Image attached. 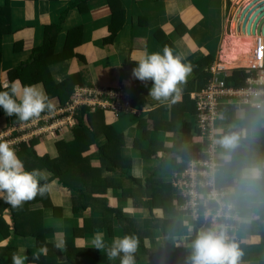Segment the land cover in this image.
Returning <instances> with one entry per match:
<instances>
[{
  "label": "crops",
  "instance_id": "crops-1",
  "mask_svg": "<svg viewBox=\"0 0 264 264\" xmlns=\"http://www.w3.org/2000/svg\"><path fill=\"white\" fill-rule=\"evenodd\" d=\"M74 1L0 0V8L6 9L0 17V89L12 81L25 86L45 77L52 96L46 84H34L54 98L58 111L71 101L76 87L130 85L135 111L120 117L104 112V120L118 132L122 155L132 160V167L112 172L102 167L98 147L108 141L102 134L74 165L64 166L69 187L48 169L39 168L45 178L41 184L50 185L43 198L37 196L13 211L0 197V249L27 255L26 264H119V260L109 261L106 252L93 249L91 241L97 232L103 233L107 244L127 234L138 239L135 264H192V242L212 228L211 216H205L209 208L213 214L216 211V206H204L199 218L179 212V193L172 185L174 176L205 147L197 134L193 95L211 80L212 68L225 67L228 79L236 70H245L247 77L255 75L250 63L232 64L230 55L233 46L247 36L264 40V10L256 22V34L248 35L244 24L258 5L264 8V0H115L117 21L109 0H90L81 4L82 11L71 10L60 24L61 14ZM113 31L117 33L114 42H105ZM165 45L182 54L193 68L175 103L171 98L152 100L148 93L153 82L146 87L132 76L136 62L146 54H162ZM253 45L250 60L257 44ZM44 46L45 52L35 54ZM20 67H28V73L22 70V79L11 78L10 73ZM55 85L63 89L61 98ZM237 107L239 122L230 124L222 115L217 121L218 135L235 131L247 141L264 139V106ZM47 116L51 115L44 113L41 118ZM14 120L0 108V134L13 130L11 139H21L28 150L34 143L37 155L51 158L58 156L59 141L75 139L78 127L76 121L71 125L61 120L63 124H50L52 135L36 136L38 127L24 130L22 126L32 121L14 126ZM219 157L222 167L217 178L231 193L234 206L229 223L235 229L227 232L241 253L238 264H264V212L258 213L264 210V161L260 164L248 156L234 162V150L223 148ZM254 168L260 170L258 179L250 177ZM154 187L167 200L154 205ZM59 241L65 242L63 249L55 247ZM45 243L47 255L33 261V251ZM11 254H4L6 264L12 261Z\"/></svg>",
  "mask_w": 264,
  "mask_h": 264
},
{
  "label": "clouds",
  "instance_id": "clouds-1",
  "mask_svg": "<svg viewBox=\"0 0 264 264\" xmlns=\"http://www.w3.org/2000/svg\"><path fill=\"white\" fill-rule=\"evenodd\" d=\"M184 59L182 54L165 45L162 54H146L136 62L138 66L132 70V76L146 87L147 82H153L148 93L152 100L164 102L171 98L175 103L181 98V85L187 82L193 71L191 64L185 63ZM40 87L39 84L20 86L18 80L10 82L4 86L5 90L0 91V108L8 117H15L13 123L17 125L38 120L44 113L52 115L55 111L54 98L48 97ZM239 140L240 133L230 131L222 134L215 143L230 152L237 147ZM259 176V168L251 170L252 179H258ZM42 179L45 178L40 169L25 170L24 163L18 157L16 149L11 146V142H0V197L5 203L12 208L21 209L26 202L33 201L37 196L43 198L50 185L41 184ZM64 243L59 241L55 247L63 249ZM91 244L93 249L106 252L109 261L119 260V264H135L134 254L137 251L138 239L134 235L116 236L107 244L103 233L97 232ZM191 246L192 264H238L241 256L237 244L231 241L227 229L223 227L202 231ZM47 253L48 247L45 243L33 251L31 259L39 261L40 257L46 256ZM11 259L12 264H26L29 258L27 255L13 252Z\"/></svg>",
  "mask_w": 264,
  "mask_h": 264
},
{
  "label": "built area",
  "instance_id": "built-area-1",
  "mask_svg": "<svg viewBox=\"0 0 264 264\" xmlns=\"http://www.w3.org/2000/svg\"><path fill=\"white\" fill-rule=\"evenodd\" d=\"M257 19L254 21L251 33L249 25H245L248 35H254ZM245 24V23H244ZM256 32V30H255ZM253 59L249 68L255 75L247 77L245 85H237L229 81L225 67L212 68L213 77L193 98L196 102V129L197 134L203 140L205 147L203 152L194 154L189 166L173 179L176 188L184 194V203L181 209L194 218L202 216L201 209L204 206H216L215 214L212 209L205 216H211L212 228L223 227L233 232L235 227L230 225L234 219V206L231 205V193L227 187L220 185L217 174L222 167L220 161L221 147L215 143L220 139L217 132V121L223 115L225 105L250 107L262 109L264 106V40L258 36ZM130 85H121L116 88L76 87L71 101L66 103L51 116L40 118L31 123L22 125L24 130L29 127H38L41 130H49L52 122L66 121L71 125L76 121V115L80 108H86L90 112L98 110L111 112L115 117L130 113L135 107L130 97ZM22 128V129H23ZM20 131V130H19ZM9 133L0 134V142L9 141L12 147H17L20 141ZM222 223H220V222ZM227 232L230 239L233 238Z\"/></svg>",
  "mask_w": 264,
  "mask_h": 264
},
{
  "label": "trees",
  "instance_id": "trees-1",
  "mask_svg": "<svg viewBox=\"0 0 264 264\" xmlns=\"http://www.w3.org/2000/svg\"><path fill=\"white\" fill-rule=\"evenodd\" d=\"M86 1L88 2L90 0H75L74 2L70 3L68 7L66 8V10L61 14L60 24L63 22L64 18L71 10L78 9L82 11L81 4L85 3ZM109 2L113 9L114 21H117L116 19L119 15V12H117L118 8L116 5V2L115 0H109ZM5 12H6V9L0 8V17H2L5 14ZM0 22H1V19H0ZM56 28L58 31L59 27H56ZM111 29L115 31L117 30L113 27ZM115 31H113L112 36L105 42H108V43L114 42L115 35L117 34L116 33L117 31L116 32ZM1 37L2 35H0V45H1V39H2ZM46 48L47 46H44L42 49H39L35 54L41 55V52L43 51L45 52ZM28 69H29L28 67L24 69L23 67L17 68L13 72L10 73V77L22 79V74L24 73L25 75V73H28ZM22 70L24 71L23 73L21 72ZM39 76L40 74H38V77ZM210 77L211 75L208 74L207 80ZM246 77L247 75H246L245 70H236L232 74V76L229 78V81L232 83L236 82L237 85L241 86V85H245ZM38 82H43L44 84H46L48 93H50L49 86L51 84L47 82V79L45 77L35 78L33 79V83L31 84L38 83ZM55 88H56V91H58V94H60V98H61V93L63 89H61L59 85L58 86L55 85ZM0 91H3V89H0ZM72 94H73V91H72ZM50 95L52 96L51 93L49 94V96ZM237 108L238 107L235 105H225L223 107V116L228 120L230 124H236L239 122V119L236 118V113H235V110ZM76 122L78 124V127H76L74 130L75 139L71 142L59 141L56 144V147L58 150V156L56 158H51L47 154L43 156L37 155L36 151L34 150V143L31 144L30 150H28L27 145L23 143L20 144L19 149L17 150V155L23 161L25 169L28 171H32L33 169L46 168L50 172L53 173L54 177L57 178L60 183H62L66 187H69L70 178L67 175H65L64 166L74 165L77 162V157L81 158L83 150H89L92 145L97 144L96 141L98 137L102 134H104L106 136V139H108V141H106L105 144L98 147V152L100 154L102 167L108 168V170L111 172L118 170L120 168L129 169L132 167V160L129 158H125L122 155V143L118 135V132L116 131L113 125H110L105 122L104 111L98 110L94 113H91L88 109L82 108L80 109V111L78 110L77 112ZM245 143H251V145L246 148L244 146ZM233 150H234V156H235L234 162L237 159L242 161L248 156H249L248 158H254L257 161H259L260 164H262L264 161V139H262L261 141L252 140L251 142V141H247L241 138L238 142L237 147H235ZM28 164H31L32 167L31 168L27 167L26 165ZM172 185L179 193L178 195L179 212H184L183 209H181L182 208L181 205L184 203V199H185L183 191L175 187L174 181H172ZM220 185H224V184L220 183ZM153 191H154L153 192L154 205H157L161 201L167 200L166 196L161 197L160 190H158L157 188L154 187ZM24 205H26V203ZM12 209L13 211L16 210V208H12ZM263 212L264 210H260V211L258 210V213L260 214V216ZM171 222H174V221H168L167 223L171 224ZM42 235H43L42 233L36 234V237L41 238ZM10 251H11L10 248L0 249V264H6L5 263L6 259L4 258V254H11ZM7 264H12V261L8 262Z\"/></svg>",
  "mask_w": 264,
  "mask_h": 264
},
{
  "label": "bare ground",
  "instance_id": "bare-ground-1",
  "mask_svg": "<svg viewBox=\"0 0 264 264\" xmlns=\"http://www.w3.org/2000/svg\"><path fill=\"white\" fill-rule=\"evenodd\" d=\"M255 41L256 39H254L253 36H247L245 39L238 42L237 45L235 44L231 51L232 55H230V60H234V58L244 56L245 54L249 55V50L252 49V47L254 46L253 44L256 43Z\"/></svg>",
  "mask_w": 264,
  "mask_h": 264
},
{
  "label": "rangeland",
  "instance_id": "rangeland-1",
  "mask_svg": "<svg viewBox=\"0 0 264 264\" xmlns=\"http://www.w3.org/2000/svg\"><path fill=\"white\" fill-rule=\"evenodd\" d=\"M251 50H249V52H250ZM248 52V53H249ZM240 58H242L241 59V61L243 62V63H241V64H239L238 62H239V57H237V58H234V60H231L230 61V63H232V64H236V65H243V64H248V63H250V59H251V57H250V55H248V54H245L244 56H240ZM14 126H18V125H14ZM10 129V128H9ZM47 133V134H46ZM54 133V131H51V132H49V130H47L46 132H44V130L42 131V132H37V134H36V136H47L48 134H53ZM45 134V135H44ZM56 134H54L53 136H55ZM17 141H22L21 139H18ZM15 149H17L16 148V146L14 147Z\"/></svg>",
  "mask_w": 264,
  "mask_h": 264
},
{
  "label": "water",
  "instance_id": "water-1",
  "mask_svg": "<svg viewBox=\"0 0 264 264\" xmlns=\"http://www.w3.org/2000/svg\"><path fill=\"white\" fill-rule=\"evenodd\" d=\"M257 9L254 12V16L252 18H251V16L253 15V13L248 14V16L246 18L245 25H249V33H251V28H252V25H253L254 21L257 19V22H258L259 21V17L263 14L262 13L263 10H264L263 7H260V5H258ZM256 26H257V23H256ZM255 29H256V27H255ZM255 29H254V33L256 34Z\"/></svg>",
  "mask_w": 264,
  "mask_h": 264
}]
</instances>
